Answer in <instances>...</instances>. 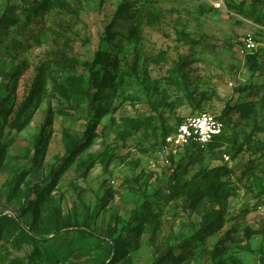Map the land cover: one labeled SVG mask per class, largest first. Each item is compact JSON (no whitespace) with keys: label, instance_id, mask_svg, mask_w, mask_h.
Here are the masks:
<instances>
[{"label":"rangeland","instance_id":"obj_1","mask_svg":"<svg viewBox=\"0 0 264 264\" xmlns=\"http://www.w3.org/2000/svg\"><path fill=\"white\" fill-rule=\"evenodd\" d=\"M246 39L264 44V0H0V213L48 238L0 227V264H264V60L250 71ZM203 112L219 145L159 155ZM76 226L116 252L52 237Z\"/></svg>","mask_w":264,"mask_h":264},{"label":"built area","instance_id":"obj_2","mask_svg":"<svg viewBox=\"0 0 264 264\" xmlns=\"http://www.w3.org/2000/svg\"><path fill=\"white\" fill-rule=\"evenodd\" d=\"M246 54L260 52L264 58V44L253 39L244 42ZM224 130V121L211 113L203 112L186 119L179 124L172 133L165 135L161 141L159 155L165 151L181 152L186 146L195 145L205 147Z\"/></svg>","mask_w":264,"mask_h":264},{"label":"trees","instance_id":"obj_3","mask_svg":"<svg viewBox=\"0 0 264 264\" xmlns=\"http://www.w3.org/2000/svg\"><path fill=\"white\" fill-rule=\"evenodd\" d=\"M259 57H260V52H257L255 54H247L245 56V60H246V63L248 64V67L250 69L251 72L255 73L257 72L258 68H259ZM89 88V86L87 87V89ZM224 112V110H223ZM105 114V110H102V114L101 116H103ZM165 136V135H164ZM163 136V138H164ZM224 136V131L223 133L216 137L211 143H209L205 149H209L213 146H216V145H219L222 141V137ZM162 138V139H163ZM162 141V140H161ZM161 144V142H160ZM195 150H201L200 148H198L197 146L195 145H190V146H186L183 150H182V156L181 157H187L188 155L190 156V153L192 151H195ZM73 150H70V153L73 154ZM11 225L14 229H16L18 232H21L23 233L25 236H27V239L34 242V243H37V242H42V241H46L48 240V238H45V237H38L35 233L31 232L32 230L31 229H27L26 228V224L24 223L23 220H21L20 216H13V215H9V214H5V213H0V227L2 226H9ZM65 228V229H64ZM63 229H60V230H57L55 231L54 235L52 237H56V236H59V234L61 233H69V232H72V233H77L81 236H90L93 238V241L95 243H105L107 244L110 249H111V252H116V241L107 237V236H104L102 234H99L89 228H84V227H81V226H76V227H64ZM2 231H0V237H2ZM41 253L37 252L36 253H32V255H29L28 256V262H34V261H38L40 260V255Z\"/></svg>","mask_w":264,"mask_h":264},{"label":"crops","instance_id":"obj_4","mask_svg":"<svg viewBox=\"0 0 264 264\" xmlns=\"http://www.w3.org/2000/svg\"><path fill=\"white\" fill-rule=\"evenodd\" d=\"M259 61H262V60H264V58H263V56L260 54V57H259V59H258Z\"/></svg>","mask_w":264,"mask_h":264}]
</instances>
